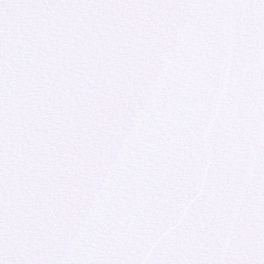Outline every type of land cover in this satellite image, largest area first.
Masks as SVG:
<instances>
[{
  "label": "snow or ice",
  "instance_id": "obj_1",
  "mask_svg": "<svg viewBox=\"0 0 264 264\" xmlns=\"http://www.w3.org/2000/svg\"><path fill=\"white\" fill-rule=\"evenodd\" d=\"M0 264H264V0H0Z\"/></svg>",
  "mask_w": 264,
  "mask_h": 264
}]
</instances>
